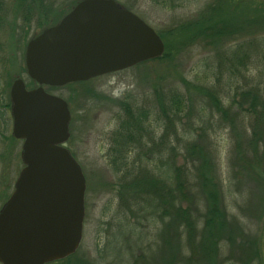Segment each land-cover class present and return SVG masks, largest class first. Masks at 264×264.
<instances>
[{
  "label": "rangeland",
  "instance_id": "1",
  "mask_svg": "<svg viewBox=\"0 0 264 264\" xmlns=\"http://www.w3.org/2000/svg\"><path fill=\"white\" fill-rule=\"evenodd\" d=\"M81 1H4L0 211L25 167L10 94L33 87L27 45ZM115 1L165 50L48 90L68 103L86 183L81 243L52 264H264V0Z\"/></svg>",
  "mask_w": 264,
  "mask_h": 264
},
{
  "label": "water",
  "instance_id": "2",
  "mask_svg": "<svg viewBox=\"0 0 264 264\" xmlns=\"http://www.w3.org/2000/svg\"><path fill=\"white\" fill-rule=\"evenodd\" d=\"M158 33L115 0H82L31 40L24 79L11 88L13 136L25 164L0 211V264H50L74 254L82 240L86 183L66 148L71 112L46 88L87 82L164 53Z\"/></svg>",
  "mask_w": 264,
  "mask_h": 264
},
{
  "label": "trees",
  "instance_id": "3",
  "mask_svg": "<svg viewBox=\"0 0 264 264\" xmlns=\"http://www.w3.org/2000/svg\"><path fill=\"white\" fill-rule=\"evenodd\" d=\"M5 0H0V22H2L3 20H4V16L6 15V6H5V2H4ZM241 1H244V0H241ZM7 109H11V102H10V104H7L6 105V107H5V111H2L1 112V118H4V115H5V112H6V110ZM14 138V137H13ZM178 169H180L179 167H178ZM177 170V169H176ZM177 197H179L180 198V200L182 199V200H186L187 198L184 196V195H182V194H179V196L177 195ZM264 200V199H263ZM261 202H263V201H260V203ZM259 202H258V204H260ZM50 264H52V263H50Z\"/></svg>",
  "mask_w": 264,
  "mask_h": 264
},
{
  "label": "flooded vegetation",
  "instance_id": "4",
  "mask_svg": "<svg viewBox=\"0 0 264 264\" xmlns=\"http://www.w3.org/2000/svg\"><path fill=\"white\" fill-rule=\"evenodd\" d=\"M141 64V63H140ZM127 70V69H126ZM122 71H125V70H122ZM118 72H121V71H118ZM114 73H117V72H114ZM114 73H110V74H114ZM110 74H107V75H110ZM107 75H104V76H107ZM104 76H101V77H104ZM101 77H97V78H101ZM97 78H94V79H97ZM92 80V79H91ZM91 80H89V81H91ZM88 82V81H87ZM80 83H83V82H80ZM34 88H36V85H35V83H33V87L31 88H29V90H31V89H34ZM49 89H52V88H46V90H49Z\"/></svg>",
  "mask_w": 264,
  "mask_h": 264
}]
</instances>
